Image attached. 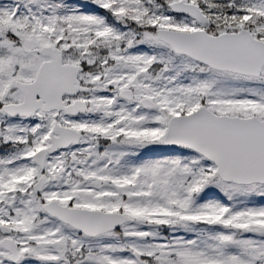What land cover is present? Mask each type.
Here are the masks:
<instances>
[{"label": "snow or ice", "instance_id": "1", "mask_svg": "<svg viewBox=\"0 0 264 264\" xmlns=\"http://www.w3.org/2000/svg\"><path fill=\"white\" fill-rule=\"evenodd\" d=\"M0 264H264V0H0Z\"/></svg>", "mask_w": 264, "mask_h": 264}]
</instances>
